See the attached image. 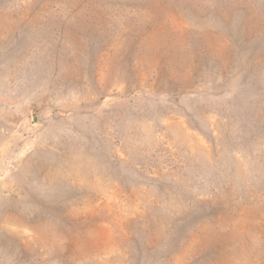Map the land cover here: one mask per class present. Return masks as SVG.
I'll return each mask as SVG.
<instances>
[{"label": "rangeland", "instance_id": "obj_1", "mask_svg": "<svg viewBox=\"0 0 264 264\" xmlns=\"http://www.w3.org/2000/svg\"><path fill=\"white\" fill-rule=\"evenodd\" d=\"M0 264H264V0H0Z\"/></svg>", "mask_w": 264, "mask_h": 264}, {"label": "water", "instance_id": "obj_2", "mask_svg": "<svg viewBox=\"0 0 264 264\" xmlns=\"http://www.w3.org/2000/svg\"><path fill=\"white\" fill-rule=\"evenodd\" d=\"M34 120H36V117H34Z\"/></svg>", "mask_w": 264, "mask_h": 264}]
</instances>
